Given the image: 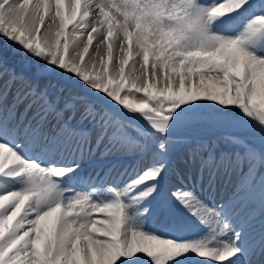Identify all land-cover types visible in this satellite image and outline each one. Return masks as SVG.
I'll return each mask as SVG.
<instances>
[{
    "label": "snow or ice",
    "instance_id": "1",
    "mask_svg": "<svg viewBox=\"0 0 264 264\" xmlns=\"http://www.w3.org/2000/svg\"><path fill=\"white\" fill-rule=\"evenodd\" d=\"M202 121L236 130L189 149L202 191L231 186L212 209L167 175ZM0 264H264V0H2Z\"/></svg>",
    "mask_w": 264,
    "mask_h": 264
},
{
    "label": "rangeland",
    "instance_id": "2",
    "mask_svg": "<svg viewBox=\"0 0 264 264\" xmlns=\"http://www.w3.org/2000/svg\"><path fill=\"white\" fill-rule=\"evenodd\" d=\"M0 2H2V0H0ZM67 30H66V34H68ZM62 40H63V37H62ZM4 59H5V62L7 64L8 71H15L16 69H19L20 71L25 73L28 77H30L32 79L37 78L38 82H40L39 84L44 83L43 80L38 78V74L34 75L33 73L26 72L21 68V66L23 64H27V61L23 60L18 55H15L12 52H9L4 57ZM133 60H135V56H133L131 59H129L128 64L130 62H132ZM127 65H125V68L127 67ZM28 66L31 67V69L33 71L37 70V66L34 64H30L28 62ZM109 70H111V69H109ZM20 71H17V72L20 73ZM125 73H126V71H125ZM30 82L34 83L33 81H30ZM76 119H79V114H77ZM235 131H236L235 129H232L230 127L212 125L207 121L195 122V123H193L187 127H183L181 129H179L177 132V135L179 137H181L183 140L187 141V143L180 145V146H177L173 150V152L170 156L171 162H170V166H169V172L167 174L170 177L169 187H171L172 185L180 187L181 181L183 180L184 184H186L188 186L187 188L184 189L185 191H187V190H191L193 183H195L196 184L195 194H196L197 198L202 202V204H204L209 209H212L214 207V205H213V199H214L215 205L218 206L221 203L222 199H226L227 196L230 195L229 193H231V186L227 183V181H225L222 184L223 187L219 191V195H217V193L212 195L211 191L207 190L206 183H205V186H204L205 190L202 191L201 187H200V183H199L198 179H196L195 170L193 169L191 172H188V163L187 162L190 160L189 149L194 145V143L196 141H200L206 145H209L217 153L221 150H226L227 148L230 147V145H229V142L225 138L229 135L235 134ZM177 168L180 170V174L181 173H183V174L189 173L193 177V180L185 179V176H183L182 174L181 175L179 174L178 177L175 175H172L171 172L173 170L176 171ZM223 189H225L228 192H224ZM216 210L217 211L219 210L218 207L216 208ZM176 212L179 214L187 215L192 220L194 225H201V222L196 217L191 216V213H187L186 210H183L181 206H179V205L176 206ZM201 227L204 228V232L206 233L208 230L207 226L201 225ZM256 227L258 228L259 225L257 224ZM195 231H196V229H193V233L186 234V238H201L200 236L194 235ZM201 235H203V234H201ZM197 258H198V256L196 257V259Z\"/></svg>",
    "mask_w": 264,
    "mask_h": 264
},
{
    "label": "bare ground",
    "instance_id": "3",
    "mask_svg": "<svg viewBox=\"0 0 264 264\" xmlns=\"http://www.w3.org/2000/svg\"><path fill=\"white\" fill-rule=\"evenodd\" d=\"M58 23H59V21H57V25H58ZM70 28H71V26H69V29L67 30V33H68V35H70ZM62 39V38H61ZM84 39H85V41H86V37H84ZM94 43H95V40H94ZM82 50V49H81ZM90 51L92 50L91 49V46H90V49H89ZM85 58L87 59V54H85ZM133 62H134V60L132 61V62H130L128 65H127V67L125 68V71H126V73H128L130 70H132L133 69ZM135 67H139V65H135ZM109 69H111V63L109 62ZM16 73H18L17 71H16ZM18 74H22L21 72L20 73H18ZM23 75V74H22ZM24 77H25V79H26V81H28V77H26L25 75H23ZM23 108V105H21V109ZM29 115H31V113H29ZM104 151V146L102 145L97 151H96V154L95 155H92V156H89L88 154H85V156H84V158L81 160V169H80V171H78L77 172V174H76V176H75V178L77 179H79V177L81 176V178H82V180L84 181V182H86V183H88V182H91V179L90 178H92V179H94L95 178V176H96V174H97V172H99L100 171V167L99 166H101V165H103V164H105V163H107V161L111 158L110 156L109 157H104V158H101V156H100V153L101 152H103ZM171 174L172 175H175V176H179V174H180V170L177 168V170L175 171V170H173L172 172H171ZM183 176H185V174H183V173H181ZM180 174V175H181ZM188 175H190L189 173H188ZM71 181V180H70ZM70 181L68 182V184H70ZM76 181V180H75ZM78 184H80V185H83L82 183H78ZM170 184V183H169ZM66 186V185H65ZM70 186H72V188H73V190H74V192H88V191H86V189H84L86 186H83L84 188H79L78 187V185L76 184V182L73 184L72 183V185H70ZM206 187H207V185H206ZM223 187V185H220L219 187H217V189H216V191H214V192H212L211 191V194L212 195H214V194H216L217 193V195H219V191L221 190V188ZM226 187V186H225ZM205 190V189H204ZM224 190V192H228V191H226L225 189H223ZM223 192V193H224ZM230 192V191H229ZM221 194V193H220ZM230 194V193H229ZM45 228H46V224H45ZM200 259H205V260H210V258H203V257H198L197 258V260H200Z\"/></svg>",
    "mask_w": 264,
    "mask_h": 264
}]
</instances>
